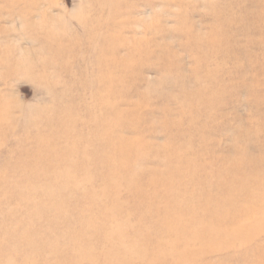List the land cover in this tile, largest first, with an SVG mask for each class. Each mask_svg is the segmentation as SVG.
I'll return each mask as SVG.
<instances>
[{
    "label": "rangeland",
    "instance_id": "obj_1",
    "mask_svg": "<svg viewBox=\"0 0 264 264\" xmlns=\"http://www.w3.org/2000/svg\"><path fill=\"white\" fill-rule=\"evenodd\" d=\"M0 264H264V0H0Z\"/></svg>",
    "mask_w": 264,
    "mask_h": 264
}]
</instances>
